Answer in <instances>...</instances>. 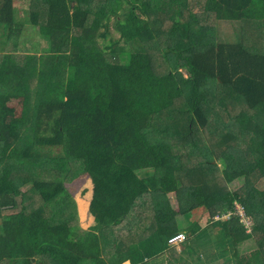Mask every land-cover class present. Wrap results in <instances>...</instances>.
I'll return each mask as SVG.
<instances>
[{
  "label": "trees",
  "instance_id": "trees-1",
  "mask_svg": "<svg viewBox=\"0 0 264 264\" xmlns=\"http://www.w3.org/2000/svg\"><path fill=\"white\" fill-rule=\"evenodd\" d=\"M22 1L45 57L21 48ZM127 2L125 15L121 0H0V264H25L26 236L38 264H173L165 250L179 233L199 264H264V0ZM113 21L114 61L99 45ZM221 22L240 39L220 42ZM13 98L25 106L10 120ZM82 175L89 229L69 189ZM237 204L254 233L238 214L193 236L179 227ZM251 239L261 255L242 263Z\"/></svg>",
  "mask_w": 264,
  "mask_h": 264
},
{
  "label": "rangeland",
  "instance_id": "rangeland-1",
  "mask_svg": "<svg viewBox=\"0 0 264 264\" xmlns=\"http://www.w3.org/2000/svg\"><path fill=\"white\" fill-rule=\"evenodd\" d=\"M133 1V0H130ZM122 8L125 9L127 12L125 13V10L121 12V14H127L129 11L130 5L127 2V0H121ZM24 7V8H23ZM30 15L29 9L26 7L25 2L22 1L21 10L18 15L19 19L25 23V29L22 33V45L21 48L23 51H27L28 53H35L42 55L43 57L46 56V54L49 53V51H46L47 47L49 46L47 38L45 39L40 32L34 28V26H31L28 22V18ZM136 16L142 18V13L140 11H136ZM115 21H113L110 25V30L108 33L107 39H101L99 41V45L101 48L106 51L108 54L111 55L112 60L114 61L116 52L118 51V48H115V44L121 41V35L116 32L115 30ZM168 25H171L170 23H167ZM217 29H218V40L223 43L227 42H233L238 41L241 37V31L238 30V28L233 27L227 23L221 22L216 23ZM4 27L0 26V45L3 49H5L7 38L2 35ZM102 34H106L105 30H102ZM246 38V36H245ZM120 50L130 55L131 51L134 50L129 45H126L123 43L121 45ZM125 61L120 62V65H128L130 62V59L127 60L126 64H122ZM184 76L192 78L193 74L189 71H182ZM190 93L188 91H183V97L186 99L189 96ZM24 106L25 103L22 99H15L11 100L10 102V114L9 119L12 120L14 118L21 117L24 113ZM191 108V107H190ZM192 109V108H191ZM220 163V161H219ZM31 186H28L25 188V190L29 189ZM237 187H234L232 189H236ZM69 189L76 201V209L78 211L80 224L84 229H89L94 225V218L92 217L90 213V201L92 198V190H93V184L92 180L85 175H82L81 177L75 179L74 181H71L69 183ZM171 204L175 209L179 208V203L175 199H171ZM238 214L240 216V219L238 221L241 225H246L244 223V219L241 217V214L243 213V208L240 204L236 205L235 211H228L226 214L218 215L215 218H210L209 211L205 207H201L197 210H194L193 212L182 216L183 219L180 220L179 227L183 228L184 230H189L192 233V236L194 234H197L198 229L204 228L206 225H208L209 221H229L232 218H234V215ZM179 218V217H178ZM149 227L156 228L154 224L150 223L147 224ZM4 231L3 228V222L0 220V236L2 235ZM247 233L253 232L252 226L250 228H247ZM188 233V232H187ZM254 233V232H253ZM189 234V233H188ZM182 235L185 237L180 242H171L173 238H169L168 240V249L165 250L167 258H169L171 261H173V264H191L197 262V256L196 252H198V249H195L193 251V255L190 254V257L187 255L180 253L181 247L185 244L186 235L182 233ZM177 236V235H176ZM255 237V234H253ZM172 244H170L169 243ZM243 253L240 258V262L246 263L248 261L257 260L258 257H260L261 253L257 247V243L254 241V239L249 240L247 243L244 244ZM161 256V255H160ZM165 256V255H163ZM162 256V258H163ZM181 257H184L186 260H182ZM18 258L23 259L25 261V264H38V258L36 255V248L34 246V243L31 239L26 236V239L22 243L21 250L18 253ZM180 260L184 261L181 262ZM130 264V263H125Z\"/></svg>",
  "mask_w": 264,
  "mask_h": 264
},
{
  "label": "built area",
  "instance_id": "built-area-1",
  "mask_svg": "<svg viewBox=\"0 0 264 264\" xmlns=\"http://www.w3.org/2000/svg\"><path fill=\"white\" fill-rule=\"evenodd\" d=\"M243 208V207H242ZM243 213L244 214H241V217L244 219V223L246 224L245 227L246 228H250L252 226V220L251 218L247 217L246 214H245V211L243 209ZM239 216V215H238ZM240 217V216H239ZM174 237V238H173ZM173 240L171 242H180L182 241L185 237L182 235V233H179L177 234V236H173ZM186 240V239H185ZM170 243V241H169ZM171 244V243H170ZM172 245V244H171Z\"/></svg>",
  "mask_w": 264,
  "mask_h": 264
},
{
  "label": "crops",
  "instance_id": "crops-1",
  "mask_svg": "<svg viewBox=\"0 0 264 264\" xmlns=\"http://www.w3.org/2000/svg\"><path fill=\"white\" fill-rule=\"evenodd\" d=\"M15 99H18V98H13L12 101L15 100ZM190 254H192V253H191V252L188 253L187 256L190 257ZM191 256H194V255L192 254ZM181 259H182V260H186L184 257H181ZM182 260H180V261H181V262H184V261H182ZM196 260H197V259H196ZM197 263H198V261H197L196 263H191V264H197ZM130 264H131V263H130ZM186 264H187V263H186ZM198 264H199V263H198Z\"/></svg>",
  "mask_w": 264,
  "mask_h": 264
}]
</instances>
